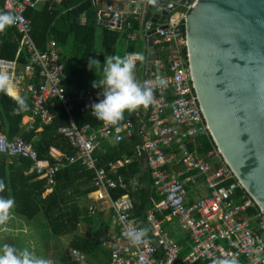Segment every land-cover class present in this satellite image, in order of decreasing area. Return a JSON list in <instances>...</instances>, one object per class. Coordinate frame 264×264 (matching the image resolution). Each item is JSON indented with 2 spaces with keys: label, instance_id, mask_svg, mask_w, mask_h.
I'll use <instances>...</instances> for the list:
<instances>
[{
  "label": "built area",
  "instance_id": "2783aa9c",
  "mask_svg": "<svg viewBox=\"0 0 264 264\" xmlns=\"http://www.w3.org/2000/svg\"><path fill=\"white\" fill-rule=\"evenodd\" d=\"M43 0H2L4 11L18 17L13 25L21 36L19 53L26 50L30 56L29 63L24 66L23 74L31 79L36 75L42 78L39 83L28 82L26 90L32 99V114L25 122L27 130H34L37 121L41 125H49L53 119L49 106L51 99L60 100L64 111L69 117L70 126L58 129V134L65 138L74 149L73 155L65 156L68 164L78 162L83 168L93 172L92 187L96 202L109 204L112 211L113 230L103 240V244L111 250V259L107 264H194L198 259H205L214 264L225 254L236 255L240 264H264V212L260 210L253 196L237 179L233 170L225 163L217 149L219 167H215L207 157L200 156L196 151V139L209 136L210 129L203 109L198 101L194 88L191 68L188 62L187 44L182 32V22L194 5V0L186 1L178 12L172 14L163 24L166 28L155 27L150 21L140 30L146 40V32L156 28L155 37L164 43L166 61L156 56L152 61L151 76L137 79L149 83L157 76L166 80L163 88L154 92L155 104L147 109L140 108L133 112V117L117 127L106 126L91 128L88 125L77 126L71 115L77 110L96 119L92 113V104L98 103L102 96V88L92 85L81 89L76 98L65 93L62 80L66 77L65 64L53 41L46 44L41 51L32 36V22L25 15L27 6L36 7ZM112 11L111 7L109 9ZM110 13H98L99 23H103ZM118 13L109 21L113 30L117 28ZM81 22H85L81 16ZM130 26V23L127 24ZM134 38V37H133ZM0 64L11 69L15 83H18L16 61L0 59ZM169 93L173 98H168ZM41 131L40 129L36 130ZM140 136V144L135 147L137 157L143 159L150 174L155 193L162 201L153 203L154 210L148 212L153 225L151 236L147 235V243L139 247L131 245L124 236L126 225L140 228V216L133 215L135 204L129 192L135 190L130 181L121 177L111 176L123 163H110L108 167H96L97 160L93 157L94 149L101 140L119 144L130 140L135 134ZM212 138V137H211ZM192 148L189 149L188 145ZM9 158H26L32 161L30 172L36 173L39 179L46 180L48 189L55 185L54 176L65 163L59 159L58 153L51 150L49 159L39 158L38 151L32 142L21 137L8 139L0 133V156ZM131 160H126L130 163ZM183 166V171L170 173L167 167ZM188 174V178L182 179ZM197 179H205L207 194L190 204L187 183L195 184ZM113 190H123L118 199L111 198ZM237 190L241 194L238 195ZM256 213L248 215L250 210ZM167 219L179 221L183 231L190 232L193 248L184 258L179 259L181 246L168 237L167 229L155 220V214L164 215ZM69 254L76 264H90L84 252L71 248ZM259 258V259H257Z\"/></svg>",
  "mask_w": 264,
  "mask_h": 264
},
{
  "label": "trees",
  "instance_id": "16d2710c",
  "mask_svg": "<svg viewBox=\"0 0 264 264\" xmlns=\"http://www.w3.org/2000/svg\"><path fill=\"white\" fill-rule=\"evenodd\" d=\"M0 12L3 10L2 0H0ZM25 15L31 20V36L39 48L46 50V44L53 41L59 51L60 59L65 64L66 77L62 80L65 93L76 98L78 92L102 78L103 62L108 56H124L129 53H141L145 57L143 62H136L135 75L141 78L145 74L147 49L140 39L142 24L139 20L129 18L124 24L123 30H113L112 28L100 24L96 7L93 0H45L40 2L37 7L27 6ZM84 16L85 22H81ZM130 23V26L127 24ZM184 21L182 22L183 28ZM101 32L100 39L96 38V33ZM135 37V39L133 38ZM21 36L15 27H8L5 32L0 33V59L5 61L17 62V75L24 70V66L29 63V54L26 50L19 53ZM158 51L164 46L158 39L155 43ZM163 49V48H162ZM158 56L166 55L158 52ZM93 57L100 61V66L89 68L88 60ZM26 83H39L41 77L31 79L27 74ZM15 92H17L14 89ZM26 97L29 110L18 115L13 114L16 107L15 102L8 95L0 93V133L13 139L21 137L26 142H32L38 151L39 158L53 159L49 156L52 147L62 151V162L65 165L60 168L55 176L53 191L46 193L47 181L39 179L36 173L30 172L33 166L32 161L26 158H7L0 156V180H4L6 190L0 196H11L15 199L16 207L14 214L28 221H33L38 216L43 215L54 236H62L74 232L79 223L90 226H99L101 230H109L111 219L105 220L103 214L95 213L90 215L78 214L74 211V204L66 202L71 196L79 194L88 195L93 191L91 185L92 173L86 171L78 162L68 164L65 156L73 155L74 149L68 144L67 140L58 134V129L69 125L67 114L60 105L58 99H54L50 112L53 119L49 125H41L37 121L34 130H27L23 124V119L32 114V99L28 92L22 93ZM168 98H173L169 93ZM133 117V112L124 113V119ZM72 119L77 126L88 125L91 128H99L104 123L88 114H81L77 110L72 113ZM42 127L41 132H37L38 127ZM100 141V147L94 149L93 155L97 158L96 167H108L109 163L122 162L119 173L124 176L126 181L138 177L139 187L136 193V205L133 209L134 216H144L146 211L153 207V202H160L162 198L155 195L150 188L151 178L149 172H142L141 165L143 159L135 154V147L140 144V137L135 134L130 140H125L113 145L109 142ZM191 149L192 145L189 144ZM196 151L200 156H207V159L219 167L217 147L209 136L196 139ZM131 160L126 163V160ZM77 181H81L76 183ZM89 185L84 190L83 185ZM79 191V192H77ZM122 191L115 192V197L122 195ZM238 195L241 194L237 190ZM156 197V201H151ZM191 204V203H190ZM256 213L250 210L248 215ZM188 235V234H185ZM184 237V236H183ZM182 237V238H183ZM189 239V238H188ZM183 243V239L178 241ZM70 247H75L83 251L88 261L92 264H107L111 259L109 249L101 245L99 238H89L85 236H75L72 238ZM192 244L185 248L181 256L191 250ZM60 264H76L71 260L68 249H64L60 256ZM198 264H207L205 261H197Z\"/></svg>",
  "mask_w": 264,
  "mask_h": 264
},
{
  "label": "water",
  "instance_id": "95a60500",
  "mask_svg": "<svg viewBox=\"0 0 264 264\" xmlns=\"http://www.w3.org/2000/svg\"><path fill=\"white\" fill-rule=\"evenodd\" d=\"M189 0H93L104 25L118 13L159 28ZM112 9L110 11L109 9ZM194 88L225 163L264 212V0H194L182 28ZM156 28L146 32V77L156 56Z\"/></svg>",
  "mask_w": 264,
  "mask_h": 264
},
{
  "label": "clouds",
  "instance_id": "9594fccd",
  "mask_svg": "<svg viewBox=\"0 0 264 264\" xmlns=\"http://www.w3.org/2000/svg\"><path fill=\"white\" fill-rule=\"evenodd\" d=\"M148 2L152 3L154 0H148ZM17 20L18 17L11 12H0V33L15 25ZM148 21L150 20L148 19L145 24ZM145 24L142 25V28ZM144 59L145 57L141 53H129L124 56H108L104 60L101 69L102 79L99 83H94L93 85L94 87L102 88L103 99L98 103L92 104L91 107L96 119L102 121L106 126L117 127L119 131L120 122L123 121L126 111L132 113L140 108L147 109L149 106L154 105L156 102L155 90L166 85V80L162 76H157L149 83H142L136 79V62H143ZM88 65L90 69H93V67L98 68L100 61L90 57ZM15 87V79L11 69L4 64H0V93L8 95L15 102L16 107L13 109V114L18 115L22 112H27L29 108L26 97L15 92ZM50 153L51 149L49 152L51 157ZM5 190L6 184L4 180H0V193L5 192ZM15 207L16 202L13 197L10 195L7 197L0 196V230L8 231L5 226L13 218ZM148 232V227L137 228L135 225H126L124 236L131 245L139 247L148 242L146 239ZM0 264H55V262L42 255H37L34 251H30L27 248L17 249L14 245L5 243L0 245ZM214 264H240V262L236 255L225 254L222 258L216 259Z\"/></svg>",
  "mask_w": 264,
  "mask_h": 264
},
{
  "label": "crops",
  "instance_id": "0c3cea01",
  "mask_svg": "<svg viewBox=\"0 0 264 264\" xmlns=\"http://www.w3.org/2000/svg\"><path fill=\"white\" fill-rule=\"evenodd\" d=\"M56 1H59V0H56ZM97 17H98V14H97ZM167 21V18L166 17H162L161 18V20L159 21V25H163L165 22ZM101 24H103V23H101ZM104 25V24H103ZM143 25V24H142ZM107 26V25H106ZM98 34H100L101 35V32L99 31V32H97L96 33V38H97V35ZM138 36H140V39H141V41L143 42V44L145 45V47H146V49H147V54H146V57H148V54H149V48L147 47V41L145 40V39H143L142 37V35L140 34H138ZM134 39H135V37H134ZM156 38L154 39V41H155V43H156ZM163 47H161V49L158 51V49L156 48V46H155V49H156V56H158V52H161L162 54H165V55H167V53H166V51L164 50V49H162ZM155 56V57H156ZM154 57V58H155ZM153 58V59H154ZM17 76H19L18 77V79L20 80L18 83H15V85H16V87H15V90L20 94V95H22V93H25V92H27V90H26V77L24 76V74H23V72L21 71L20 72V74L19 75H17ZM144 76H146V68H145V74H144ZM143 76V77H144ZM142 78V77H141ZM141 78H138V79H141ZM102 79V78H101ZM100 79V80H101ZM99 80V81H100ZM99 81H97V83H99ZM54 99H57V98H53V99H51V101H52V103H53V101H54ZM59 102H60V100H59ZM60 105H61V102H60ZM53 106V105H52ZM52 106H49V108H52ZM62 106V105H61ZM63 107V106H62ZM64 109V108H63ZM66 113V112H65ZM31 116H27V117H25L24 119H23V124H25V122H27L28 121V119L30 118ZM71 117H72V115H71ZM67 121H68V123H69V125L68 126H70V122H69V117H68V115H67ZM67 127V126H66ZM38 129H40L41 131H42V127L41 126H39L38 127ZM41 131H38V132H41ZM137 134V133H136ZM138 135V134H137ZM139 136V135H138ZM140 137V136H139ZM103 142H109V143H111V144H113V145H116V144H114V142L113 141H107V140H105V141H103ZM100 147V143L99 144H97V147L96 148H99ZM51 150H54L55 152H56V154L58 153V155L57 156H59V159L60 158H62V151L59 149V148H54V147H52L51 148ZM93 157L97 160V158L93 155ZM52 158V157H51ZM53 159V158H52ZM50 160V159H49ZM51 161V160H50ZM54 161V160H53ZM52 162V161H51ZM110 164V163H109ZM109 164H108V166H109ZM121 167H122V165H120L118 168H117V170H116V172H111V176L113 177V178H115V179H117L118 177H121L123 180H125L126 181V179L124 178V176H122L120 173H119V170L121 169ZM85 169V168H84ZM167 169H168V171L170 172V173H177V172H181V171H183V166H179V167H173V166H169V167H167ZM86 171H89V172H91L92 173V177H93V172L92 171H90V170H87V169H85ZM141 170H142V172H148V170H147V168H146V164H144V163H142V165H141ZM189 176H188V174L187 175H184L183 177H182V179L183 180H185L186 178H188ZM151 178V177H150ZM138 180V177L137 176H135V179H133V180H130V182L131 183H133L134 184V186H135V190H133L132 192H129V196H131V198H133V201H134V204L136 205V198H135V196H136V193H137V191H138V189H137V187H139V181H137ZM79 182H81V181H77L76 183H79ZM128 182V181H127ZM91 185H92V178H91ZM87 186H89V185H83L82 186V189L81 190H84V188H86ZM150 188L152 189V191L155 193V190H154V188H153V185H152V181H151V186H150ZM53 191V190H52ZM52 191H50V192H52ZM119 191H122L123 193H122V195L123 194H125V191H123V190H113L112 192H111V194H110V196H111V198L113 199V201H114V199H118V198H120L122 195H120V196H117V197H115V192H119ZM187 191H188V196H189V199H190V203H193V202H196L197 201V199H200L201 197H203V196H205L206 194H207V191H206V189H205V179H197V182L195 183V184H188L187 183ZM203 191H205V194L204 195H202L201 194V192H203ZM77 192H79V191H77ZM92 192H94V190L92 191ZM89 193L88 195H83V196H80L79 194H76L75 196H71L69 199H68V201L66 202L67 204H74L75 205V208H74V211L75 212H77L78 214L80 213V214H82V215H85L86 213H87V211L89 212V214L90 215H92V214H95V213H101V214H103V218L105 219V220H108V219H111V225L108 227L109 228V230H101L100 228H99V226H90V225H88V224H85V223H79V225H78V227H77V229L74 231V232H71V233H68V234H65V235H62V236H57V237H61L62 238V240H64V243H66V244H68V246L66 247V244H65V248L64 249H68V253H69V250L71 249V248H73V247H70L69 246V244H70V242H71V240H72V238H74L75 236H85V237H89V238H99L100 239V242H101V245H103L105 248H107L104 244H103V240L106 238V236L108 235V233L110 232V231H112L113 230V224H112V213L110 212V211H112L111 209H109L108 207H110V205L109 204H103V203H99V202H96L95 201V199H94V195H93V193ZM46 193H49V191H46ZM135 195V196H134ZM155 195L156 196H158V197H160L161 198V196H159L158 194H156L155 193ZM151 201H156V197L154 198H152L151 199ZM161 201H162V199H161ZM160 201V202H161ZM153 203H159V202H153ZM152 210H154V206L151 208V209H149V210H147L146 211V214H144V216L145 217H143V216H140L141 218H140V222H141V224H140V227H148L149 228V232H148V237L149 238H151V239H153L152 238V236H151V233H152V229H153V225H151V223H152V221L149 219V217H148V212H150V211H152ZM167 215V213L166 214H164V215H160V214H155L154 216H155V220L156 221H158V222H160L161 224H163V226L167 229V232H168V237H170L171 239H173V240H175L180 246H181V252L179 253V259L181 260V261H183L184 260V258L191 252V250H192V248H193V238H192V234L190 233V232H186V231H183L182 229H181V227H180V223H179V221L178 220H175V219H167V218H165V216ZM15 216H17V215H15L14 214V216H13V218H12V224L15 222L14 220L15 219H17V218H15ZM40 216H42L43 217V219H44V216L43 215H40ZM19 217V216H18ZM39 217V216H38ZM37 217V218H38ZM22 218V217H21ZM24 219V218H23ZM45 220V219H44ZM19 223H22V222H20V221H17L16 220V224H19ZM23 228L22 227H19V229H15L14 231H13V233H15V231H17V230H22ZM50 229V228H49ZM82 229H85V233L84 232H82L81 230ZM50 231H51V229H50ZM52 233V232H51ZM185 234H188V235H185ZM184 236V237H183ZM183 237V238H182ZM63 238H66V239H63ZM189 238V239H188ZM180 239H183V243L181 244V243H179L178 241L180 240ZM190 244H192V248H191V250H189L184 256H181V254L183 253V251L185 250V248L187 247V245L189 246ZM75 248V247H74ZM77 249V248H76ZM107 249H109V248H107ZM110 250V249H109ZM81 251V250H80ZM83 252V251H82ZM110 252H111V250H110ZM62 254V253H61ZM86 255V254H85ZM69 256H70V254H69ZM70 258H71V256H70ZM86 258H87V260H88V257H87V255H86ZM71 260H72V258H71ZM197 261H205L207 264H209L208 263V261L207 260H205V259H198ZM197 261L196 262H194V264H198L197 263ZM89 262V261H88ZM90 264H92L91 262H89Z\"/></svg>",
  "mask_w": 264,
  "mask_h": 264
},
{
  "label": "rangeland",
  "instance_id": "374dc122",
  "mask_svg": "<svg viewBox=\"0 0 264 264\" xmlns=\"http://www.w3.org/2000/svg\"><path fill=\"white\" fill-rule=\"evenodd\" d=\"M179 10H182L179 7ZM185 14V17L188 13ZM184 17V18H185ZM97 39H100V34L97 35ZM19 77V76H18ZM202 195L205 191L201 192ZM14 223L12 224V219L5 226L8 231L4 232L0 230V245L5 243L14 245L17 249H29L34 251L37 255H42L45 258L52 259L55 264H60V256L65 248L64 240L61 237L54 236L46 221L42 216L34 219L33 221H28L21 218L20 216H15ZM16 220L22 223L16 224ZM22 227V230H17ZM85 233V229L81 230ZM66 239V238H63ZM68 244H66V247Z\"/></svg>",
  "mask_w": 264,
  "mask_h": 264
},
{
  "label": "bare ground",
  "instance_id": "6f19581e",
  "mask_svg": "<svg viewBox=\"0 0 264 264\" xmlns=\"http://www.w3.org/2000/svg\"><path fill=\"white\" fill-rule=\"evenodd\" d=\"M8 158V157H7ZM13 159V158H12Z\"/></svg>",
  "mask_w": 264,
  "mask_h": 264
}]
</instances>
